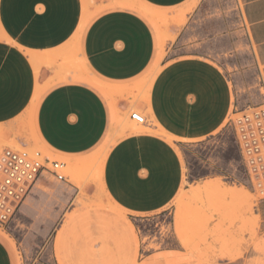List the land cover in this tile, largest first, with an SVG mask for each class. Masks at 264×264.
I'll return each instance as SVG.
<instances>
[{
  "label": "crops",
  "instance_id": "0c3cea01",
  "mask_svg": "<svg viewBox=\"0 0 264 264\" xmlns=\"http://www.w3.org/2000/svg\"><path fill=\"white\" fill-rule=\"evenodd\" d=\"M141 1L156 11L184 15L180 24L168 26L170 40L162 42L132 9L91 17L84 0H0V125L32 113L43 144L72 159L102 148L118 131L116 115L129 108L146 111L153 131L126 132L108 146L103 186L128 219L169 211L173 223V202L186 189L189 155H206L210 179L232 177L224 153L227 120L234 110L260 101L256 79L264 83V0H234L248 50L240 45L229 0ZM89 74L103 85L93 87ZM144 79L145 100L133 101ZM46 205L45 198H26L19 220L33 232L18 243L0 234V264H17L14 248L42 247L57 218L43 211ZM253 214L257 236L264 240V199ZM212 253L207 264H264V247L248 243L216 246Z\"/></svg>",
  "mask_w": 264,
  "mask_h": 264
},
{
  "label": "rangeland",
  "instance_id": "374dc122",
  "mask_svg": "<svg viewBox=\"0 0 264 264\" xmlns=\"http://www.w3.org/2000/svg\"><path fill=\"white\" fill-rule=\"evenodd\" d=\"M229 1L240 45L248 50L240 12L235 1ZM84 2L91 7V17L114 8L136 11L155 29L162 42L170 40L168 26L180 24L184 16L156 11L141 0ZM88 78L93 87L103 85L90 74ZM259 81L257 78L256 86L260 92ZM145 89L144 79L138 83L137 92L132 95L133 101H144ZM121 95L124 97V92ZM38 99L39 94H36L34 106ZM132 112L142 115L145 123L131 120ZM114 127L118 131L102 148L88 156L69 159L53 154L43 144L36 133L32 113L0 125V152L7 147H25L65 164L64 181L46 176L45 182L31 194L34 198H45L47 205L43 211L47 215L57 213V218L41 248L35 244L33 248H14L17 264H207L216 246L224 250L240 248L243 243H248L251 248L264 247V240L257 236L253 214L259 197L233 182V178L241 174V166L229 129L226 136L228 147L224 153L232 177L224 173L210 179L207 177V163L211 161L206 155H189L186 189L173 202L175 213L172 223L169 211L152 214L143 220L128 219L107 196L103 169L108 146L125 136L129 129L153 131L146 111L134 108H129L121 116L116 115ZM29 232L33 229L22 220L11 235L0 229L2 236L12 241L15 239L17 243L23 234ZM245 235L249 241L245 240Z\"/></svg>",
  "mask_w": 264,
  "mask_h": 264
},
{
  "label": "built area",
  "instance_id": "2783aa9c",
  "mask_svg": "<svg viewBox=\"0 0 264 264\" xmlns=\"http://www.w3.org/2000/svg\"><path fill=\"white\" fill-rule=\"evenodd\" d=\"M260 101L233 111L227 120L238 152L241 176L233 179L259 199H264V83L260 79ZM130 119L144 124L137 112ZM65 164L44 157L40 152L4 148L0 152V229L12 234L19 225L21 207L36 183L46 176L64 181Z\"/></svg>",
  "mask_w": 264,
  "mask_h": 264
},
{
  "label": "bare ground",
  "instance_id": "6f19581e",
  "mask_svg": "<svg viewBox=\"0 0 264 264\" xmlns=\"http://www.w3.org/2000/svg\"><path fill=\"white\" fill-rule=\"evenodd\" d=\"M139 131H142L143 132L144 130H142V129L141 130L129 129L128 130V133L129 134H133V133H136V132H139Z\"/></svg>",
  "mask_w": 264,
  "mask_h": 264
}]
</instances>
